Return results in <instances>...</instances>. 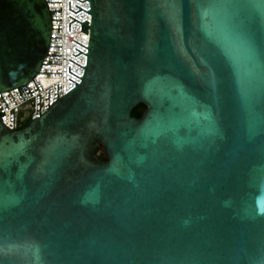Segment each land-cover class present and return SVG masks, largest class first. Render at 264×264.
<instances>
[{"label": "water", "instance_id": "obj_1", "mask_svg": "<svg viewBox=\"0 0 264 264\" xmlns=\"http://www.w3.org/2000/svg\"><path fill=\"white\" fill-rule=\"evenodd\" d=\"M90 2L82 82L0 113V264H264V0ZM51 30L0 0V92L59 64Z\"/></svg>", "mask_w": 264, "mask_h": 264}, {"label": "built area", "instance_id": "obj_2", "mask_svg": "<svg viewBox=\"0 0 264 264\" xmlns=\"http://www.w3.org/2000/svg\"><path fill=\"white\" fill-rule=\"evenodd\" d=\"M46 2L51 12L52 30L50 46L42 63L59 64H41L40 72L27 84L0 92V113L5 111L2 120L11 129L22 128L26 119L32 121L43 115L76 87V82L81 83L85 73L83 66L88 60L85 53L89 52L85 46H89L91 29L88 28V33L81 31V22L88 20L89 26L92 23V14L88 12L90 0Z\"/></svg>", "mask_w": 264, "mask_h": 264}, {"label": "trees", "instance_id": "obj_3", "mask_svg": "<svg viewBox=\"0 0 264 264\" xmlns=\"http://www.w3.org/2000/svg\"><path fill=\"white\" fill-rule=\"evenodd\" d=\"M145 110H146V105L139 104L133 109L132 115L140 118V117H142ZM98 153H99V157L101 159H107V154H106L105 148L102 144L99 146Z\"/></svg>", "mask_w": 264, "mask_h": 264}, {"label": "flooded vegetation", "instance_id": "obj_4", "mask_svg": "<svg viewBox=\"0 0 264 264\" xmlns=\"http://www.w3.org/2000/svg\"><path fill=\"white\" fill-rule=\"evenodd\" d=\"M30 122V119H26L25 123H24V126L27 125L28 123Z\"/></svg>", "mask_w": 264, "mask_h": 264}]
</instances>
